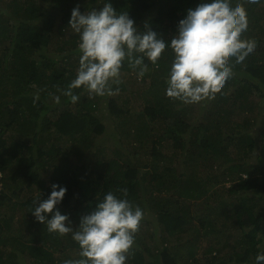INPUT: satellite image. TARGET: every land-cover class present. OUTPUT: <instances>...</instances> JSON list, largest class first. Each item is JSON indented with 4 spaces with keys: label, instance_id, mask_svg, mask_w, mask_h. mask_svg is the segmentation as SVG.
I'll list each match as a JSON object with an SVG mask.
<instances>
[{
    "label": "trees",
    "instance_id": "obj_1",
    "mask_svg": "<svg viewBox=\"0 0 264 264\" xmlns=\"http://www.w3.org/2000/svg\"><path fill=\"white\" fill-rule=\"evenodd\" d=\"M0 264H264V0H0Z\"/></svg>",
    "mask_w": 264,
    "mask_h": 264
},
{
    "label": "rangeland",
    "instance_id": "obj_2",
    "mask_svg": "<svg viewBox=\"0 0 264 264\" xmlns=\"http://www.w3.org/2000/svg\"><path fill=\"white\" fill-rule=\"evenodd\" d=\"M126 54H129V53H127L126 51H125V49H124V47H122V48H119V49H117L116 50V55H115V57L114 58H122V57H124ZM189 54V53H188ZM130 55V54H129ZM187 57V56H186ZM178 60H179V63L180 64H183V62H184V60H185V58L184 57H181V56H179L178 57ZM185 63V62H184ZM135 66V68L136 69H139L140 70V66H139V64H136V65H134ZM103 67H105V69H102ZM98 72H102L101 74H97V75H99V78L97 79V81H99L100 80V78H103V80H102V82L100 83V81L99 82H97V83H95L94 85H95V87L97 88V89H103V88H105V85H108L109 84V77H110V74L111 75H113V76H115L117 79H121L122 78V76H121V74H120V71H117V70H115V69H113V68H110V67H108V66H105L104 64H101V67H100V69H99V71ZM129 74V75H127V74ZM123 72L122 74H123V76H125V75H127V76H125V78L126 79H128L130 76H134V77H131V78H138V80H139V82H140V80H141V76L140 75H138L137 76V73H136V71H134V72H132V73H130V72ZM82 75V74H81ZM194 81L196 82V80L194 79ZM204 82H205V80H204ZM209 82H213L212 80H209ZM93 85V86H94ZM198 85V82H196V86ZM97 86H99V87H97ZM209 87L210 86H206L205 85V90L207 91V90H210L209 89ZM89 88H91V87H89ZM96 88L94 89V90H96ZM175 93H179V92H177V91H175ZM98 95H100V94H98ZM186 100H185V104L186 105H189V104H191L190 102H188V99L187 98H185ZM107 101H103V103L104 104H102V105H107V103H106ZM197 105V108H196V111H197V113H198V111H199V107H200V105L201 104H196ZM132 109H133V111H135V112H139V111H141L142 109H141V104L140 103H135V102H133L132 103ZM198 115H195L194 116V114H193V119H195L196 117H197ZM108 118V117H107ZM105 121H106V119L105 120H103V123H105ZM259 119H258V125H256L254 128H255V130H259V126H260V124H259ZM255 130H253V132L252 133H254V131ZM148 158L149 159H153L152 157H151V155H149L148 156ZM148 159V160H149ZM228 185H231V184H227V185H225L224 187H221V191L220 192H223V194H225L226 192H227V190H229V189H225V187L226 188H229V186ZM36 192H37V190H36ZM39 192V191H38ZM225 192V193H224ZM36 194V193H35ZM227 194V193H226ZM220 199H218V201H217V203L218 202H220L219 201ZM237 206H238V204H236ZM212 206H214L213 205V203H212ZM232 207H236L235 205H231ZM231 207V208H232ZM203 208V207H202ZM233 223V221L232 222H230L229 224H228V227H229V225H231ZM192 233H194L193 231H191ZM189 236V234H187L186 236H183V238L184 237H188ZM176 235L175 236H173V237H171V236H165V239L164 240H162L161 242H165V241H167L166 243L169 245H172L175 241H177L176 240ZM191 239H194V240H196V237H192ZM212 243H214V241H216L215 240V238L213 237V236H210L209 238H208ZM208 239H206V240H208ZM205 240V241H206ZM205 241L203 240L202 241V243H204L205 244ZM149 244H151V242H148Z\"/></svg>",
    "mask_w": 264,
    "mask_h": 264
},
{
    "label": "clouds",
    "instance_id": "obj_3",
    "mask_svg": "<svg viewBox=\"0 0 264 264\" xmlns=\"http://www.w3.org/2000/svg\"><path fill=\"white\" fill-rule=\"evenodd\" d=\"M109 67V66H108Z\"/></svg>",
    "mask_w": 264,
    "mask_h": 264
}]
</instances>
